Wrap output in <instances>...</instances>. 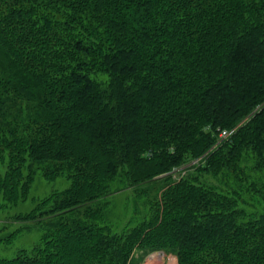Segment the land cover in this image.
Wrapping results in <instances>:
<instances>
[{
  "label": "trees",
  "instance_id": "obj_1",
  "mask_svg": "<svg viewBox=\"0 0 264 264\" xmlns=\"http://www.w3.org/2000/svg\"><path fill=\"white\" fill-rule=\"evenodd\" d=\"M32 232L0 264H264V0H0V252Z\"/></svg>",
  "mask_w": 264,
  "mask_h": 264
},
{
  "label": "rangeland",
  "instance_id": "obj_2",
  "mask_svg": "<svg viewBox=\"0 0 264 264\" xmlns=\"http://www.w3.org/2000/svg\"><path fill=\"white\" fill-rule=\"evenodd\" d=\"M66 184H64L63 180L58 179L55 182L52 183H47L44 181H35L32 190H31V197L30 199L32 200V198H34L36 200L37 197H46L47 195H49L51 192H54L56 190L62 189L65 187ZM28 200L27 203H25L24 205H22L20 208L22 211H28L32 208L33 204L31 200ZM124 199H121L119 202V205H116L115 209L112 210L111 212V216H117L119 214H122L124 209ZM38 237V234H36L35 232L32 233H26L23 234L21 237H19L16 241L14 242V247H7L6 249L1 250L0 252V256L3 257H12L16 251L22 247H27L29 244L33 243L35 238ZM16 247V248H15ZM160 254V252L157 253H153L148 255L145 260L142 262V264H147V262L149 261V259L153 256V255H158ZM163 254V260L161 262V264H170V262H172L173 264H177L176 262V258L173 255H165ZM132 264H139L138 259H134Z\"/></svg>",
  "mask_w": 264,
  "mask_h": 264
},
{
  "label": "bare ground",
  "instance_id": "obj_3",
  "mask_svg": "<svg viewBox=\"0 0 264 264\" xmlns=\"http://www.w3.org/2000/svg\"><path fill=\"white\" fill-rule=\"evenodd\" d=\"M163 260V254L160 253L158 255H153L149 261L147 262V264H161ZM173 262V261H172ZM172 262H170V264H173Z\"/></svg>",
  "mask_w": 264,
  "mask_h": 264
}]
</instances>
